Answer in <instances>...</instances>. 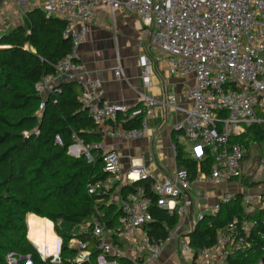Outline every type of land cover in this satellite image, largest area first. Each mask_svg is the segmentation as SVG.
Masks as SVG:
<instances>
[{
	"label": "built area",
	"instance_id": "obj_1",
	"mask_svg": "<svg viewBox=\"0 0 264 264\" xmlns=\"http://www.w3.org/2000/svg\"><path fill=\"white\" fill-rule=\"evenodd\" d=\"M28 5L30 0H17ZM47 15L65 22L63 36L71 40L70 53L55 66V74L36 84V91L45 107L46 96L58 90L64 78L79 80L82 110L96 123V133L102 137L98 143L84 144L80 140L71 146L68 155L83 157L88 165L102 164L104 179L87 186L91 197H107V206L116 205L117 218H108L105 210L95 207V214L82 223L62 228L63 222L51 224L54 241L40 248L29 238L43 262L52 264H144L155 258L164 244L179 239L190 264H229V258L264 253V189L256 194L226 191L212 207L205 206L191 224L207 216L220 214L223 206L241 199L244 215L235 216L216 236L210 247H191L190 234H184L187 218L193 207L192 186L225 185L236 183L243 176L246 150L233 137H241L246 129L264 124V0H37ZM108 3L111 12L125 8L140 18L143 38L165 56L168 73L172 77L193 78V84L184 92L189 104L185 119L176 127L183 138L193 145L191 157L201 160L208 150L212 163L207 174L191 181L186 170L173 175L151 174L144 166L131 163L124 168L121 157L104 139L135 141L145 137L148 121L154 115L156 100L142 95L138 105L117 104L105 98L101 81L85 73L78 61L80 47L88 36L97 7ZM0 29V35L5 32ZM142 82L145 88L152 66L146 56L139 58ZM85 74L82 79L79 75ZM115 77L123 79L120 66ZM48 94V95H47ZM45 97V98H44ZM174 98L169 107L178 110ZM139 119L137 128L123 127L118 122ZM125 122V120H124ZM57 143L61 140L57 138ZM264 171V157L261 160ZM150 181V190L137 188L121 196V188L140 181ZM157 207L179 221L167 228L165 241L154 242L145 231L153 222ZM27 224V223H26ZM29 231H30V224ZM58 227L68 240L56 233ZM167 227V225H166ZM78 228V234L74 229ZM28 231V232H29ZM184 234V235H183ZM51 245V246H50ZM73 251L72 257L65 252ZM94 258V263H93ZM22 260V258H21ZM25 264H31L26 257ZM15 264L13 254L7 256Z\"/></svg>",
	"mask_w": 264,
	"mask_h": 264
},
{
	"label": "trees",
	"instance_id": "obj_2",
	"mask_svg": "<svg viewBox=\"0 0 264 264\" xmlns=\"http://www.w3.org/2000/svg\"><path fill=\"white\" fill-rule=\"evenodd\" d=\"M64 28L63 20L47 16L38 8L27 12L20 25L0 35V264H9L10 254L16 259L15 264H25L19 260L23 257H30L31 264H52L43 262L27 239L28 214H33L29 216V238L40 248L55 239L47 220L55 224L82 223L95 214V207L105 210L108 218L120 214L116 205H106L107 197L88 195V184L106 177L102 164L91 166L83 157L74 159L68 155L77 140L84 144L103 140L95 132L96 123L82 110L81 86L76 82L60 83L39 112L43 99L36 91V84L54 75L56 64L71 51V40L63 36ZM118 122L126 128L140 126L139 119L119 116ZM57 138L62 145L57 143ZM231 142L245 148L244 165L251 147L264 144V124L247 128L244 135L233 137ZM174 143L177 168L186 170L191 181L209 172L212 158L208 150L201 160H194L187 156L183 144ZM263 157L259 153L255 156L260 163ZM240 184L253 188L259 183L249 182L243 174ZM137 188L149 191L150 181L122 187L121 196ZM241 204L239 198L223 206L220 214L197 223L190 234L191 247L212 246L233 217L244 215ZM153 217L145 231L154 242L165 241L167 228L175 226L179 217L168 216L157 207ZM55 230L68 240L62 230L58 227ZM74 254L65 252V257ZM263 258L262 252L246 259L234 256L229 258V264H261ZM121 264L129 263L121 261Z\"/></svg>",
	"mask_w": 264,
	"mask_h": 264
},
{
	"label": "crops",
	"instance_id": "obj_3",
	"mask_svg": "<svg viewBox=\"0 0 264 264\" xmlns=\"http://www.w3.org/2000/svg\"><path fill=\"white\" fill-rule=\"evenodd\" d=\"M38 8L37 0H30L28 5H21L17 0H0V29H13L22 23L27 12ZM141 30L142 25L137 14L123 7L111 12L108 3H102L97 7L88 36L79 49L78 61L84 66L88 76L101 81V90L111 102L138 105L142 95L156 100L154 115L148 121L145 137L129 142L106 138L104 142L117 151L124 168H129L133 162L144 166L151 174L170 176L178 170L174 142L183 144L187 156L191 157L184 142L186 140L176 127L185 119V110L189 108V104L184 98V92L194 80L192 77L170 76L166 56L152 46L148 38L142 37ZM141 56H146L152 66L148 88H145L142 82V70L139 65ZM118 66L124 73V78L120 80L114 74ZM85 76L81 74L79 78ZM64 82L79 84V80L70 78H64L59 84ZM173 98L178 110L169 107ZM165 100L168 104H165ZM225 185L193 183L194 204L184 227L185 235L189 234L192 222L196 221L205 206L212 207L221 194L233 191L236 187L234 183ZM261 187L264 188V180L259 187H245L246 193L256 194ZM50 229L53 233L51 224ZM144 264H190V259L183 252L181 241L175 239L164 244L160 253Z\"/></svg>",
	"mask_w": 264,
	"mask_h": 264
},
{
	"label": "rangeland",
	"instance_id": "obj_4",
	"mask_svg": "<svg viewBox=\"0 0 264 264\" xmlns=\"http://www.w3.org/2000/svg\"><path fill=\"white\" fill-rule=\"evenodd\" d=\"M184 142L186 143V147H187V149L190 152L189 155L191 156L192 155L191 149L193 148V145L190 144L187 141H184ZM251 149H252L251 152H249L250 156L248 155L249 156V159L244 164L243 174H244V177L249 178V182H257V183H260L261 184L262 181L264 180V173H262V171H261V166H260L261 163L258 162V161H256L255 156L258 155V153H259V155L261 154V155L264 156V144H262L259 147L253 146V147H251ZM236 183H240V180L239 181H236ZM260 184H258L256 186L259 187ZM225 186H227V185H225ZM235 188H238V189H235ZM234 189H235V191L246 193L245 187L240 188L239 186H237V187H234ZM263 189H264L263 187L258 188V190H259L258 192L262 191ZM28 221H29V214L26 217L27 229L29 231ZM64 227H71V224L63 223L62 224V228H64ZM73 233L74 234H78V228H75ZM19 260H21V258Z\"/></svg>",
	"mask_w": 264,
	"mask_h": 264
},
{
	"label": "water",
	"instance_id": "obj_5",
	"mask_svg": "<svg viewBox=\"0 0 264 264\" xmlns=\"http://www.w3.org/2000/svg\"><path fill=\"white\" fill-rule=\"evenodd\" d=\"M49 98V95L47 96V98L45 99V102H46V100ZM160 101V100H159ZM165 104H168V101L167 100H165ZM31 215H33V214H29V216H31ZM193 232V231H192ZM27 239L29 240V232L27 233ZM30 242V241H29ZM31 243V242H30ZM26 259V257H23L22 258V260H25ZM261 264H264V258L262 259V261H261Z\"/></svg>",
	"mask_w": 264,
	"mask_h": 264
}]
</instances>
